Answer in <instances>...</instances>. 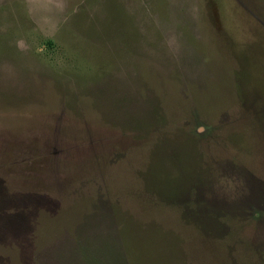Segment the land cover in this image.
Listing matches in <instances>:
<instances>
[{
    "label": "rangeland",
    "instance_id": "1",
    "mask_svg": "<svg viewBox=\"0 0 264 264\" xmlns=\"http://www.w3.org/2000/svg\"><path fill=\"white\" fill-rule=\"evenodd\" d=\"M0 264H264V0H0Z\"/></svg>",
    "mask_w": 264,
    "mask_h": 264
}]
</instances>
